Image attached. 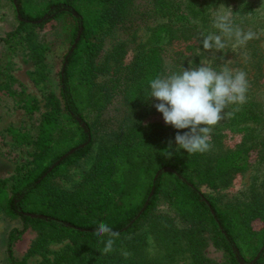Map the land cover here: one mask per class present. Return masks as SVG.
<instances>
[{"label":"trees","instance_id":"1","mask_svg":"<svg viewBox=\"0 0 264 264\" xmlns=\"http://www.w3.org/2000/svg\"><path fill=\"white\" fill-rule=\"evenodd\" d=\"M11 1L17 25L3 38L6 44L24 38L30 57L41 67L59 36L56 32L57 38L50 40L46 34L41 37V31L61 29L68 46L62 54L58 87L48 96L50 108L32 137L36 151L31 168L12 184L6 179L0 182L4 213L21 222L7 236L8 264H28L29 255L66 237L76 246L59 255L58 262L86 263L97 256L85 245L99 242L94 235L99 222L119 233L117 245L138 233L163 201L180 220L179 235L188 237L194 264H207L201 252L205 232L228 251L230 264H264V203L224 201L201 188L228 182L233 168H239V152L217 155L215 142H210L209 151L191 155L175 151L173 144L169 149L168 141L182 130L151 120L163 114L154 107L159 101L149 98V81L179 73L188 63L175 57L169 67L160 45L141 47L124 63L128 38L120 32L130 35L131 26L143 18L154 20L158 38L161 33L174 34V27L196 30L193 1ZM140 1L146 2L144 7ZM8 78L13 79L0 65V91L10 89ZM119 96L139 106V120L116 131L115 142L102 148L74 188L65 187L62 178L92 151L102 114ZM242 113L233 116V124L250 119ZM29 230L37 237L26 255L16 256L15 244Z\"/></svg>","mask_w":264,"mask_h":264},{"label":"rangeland","instance_id":"2","mask_svg":"<svg viewBox=\"0 0 264 264\" xmlns=\"http://www.w3.org/2000/svg\"><path fill=\"white\" fill-rule=\"evenodd\" d=\"M195 12L193 20L198 21L196 30H181L174 27V34L161 33L158 38L152 29L154 20H138L130 28V35L120 32L122 38H128L127 53L124 63L130 62L139 49L160 45L165 48V61L169 67L175 57L186 63L191 61L199 65L201 60L210 62L219 71L226 61L233 70L247 73L249 89L247 102L243 105H229L225 112H232L230 118L220 121L211 133L215 142L217 155L233 156L239 152V168L234 167L228 182H220L216 188L202 185V191L219 196L224 201H250L264 203V0H192ZM145 4L140 1L139 5ZM223 5V7H222ZM144 7V5L142 6ZM148 7V6H147ZM146 8V6H145ZM217 9L232 13V22L245 31L251 29L258 33L257 39L247 42L239 49L233 50L231 42L223 51L206 52L200 45L202 34L218 32L212 26ZM17 25V16L11 0H0V65L8 78L10 89L0 91V182L4 179L9 184L17 181L32 166L35 145L31 142L42 115L49 110L48 96L58 87V71L61 67L62 54L67 49V42L58 31H39L50 40H55L53 50L47 55L44 64H37L29 54L26 40L19 38L6 44L5 35ZM223 58V59H221ZM113 65V64H112ZM42 71V72H41ZM105 78L106 76H101ZM12 90L15 94H11ZM249 105L252 113L249 112ZM34 106V108H32ZM245 111L249 120L232 123L235 114ZM241 116V115H238ZM139 106L121 96L116 98L103 112L92 151L83 158L69 174L62 178L65 187L72 189L88 172L102 148L111 145L117 139L118 130L133 125L139 120ZM151 120L164 121L163 115H155ZM189 131L183 129L180 133ZM174 148L175 137L172 139ZM251 148V152L249 151ZM232 159L227 163L230 164ZM221 181V180H220ZM158 212L144 223L141 230L120 244H114V250L101 254L104 244L94 242L86 244L97 255L86 263L58 262L59 255L72 252L75 248L71 238L52 240L46 249L27 257L28 264H194L191 243L188 237L179 235L180 220L175 211L163 201ZM21 222L8 217L0 200V264H8L6 241L13 227ZM35 231H27L15 244L16 256L22 257L30 251L36 239ZM201 252L207 264H230L228 251L213 240L212 233L205 232ZM84 247V249H85ZM177 248V249H175ZM124 253H128L125 257ZM115 257V258H111ZM243 264V261H241Z\"/></svg>","mask_w":264,"mask_h":264},{"label":"clouds","instance_id":"3","mask_svg":"<svg viewBox=\"0 0 264 264\" xmlns=\"http://www.w3.org/2000/svg\"><path fill=\"white\" fill-rule=\"evenodd\" d=\"M192 22L198 23L195 20ZM212 26L218 32L202 34L200 40L206 52L223 51L229 47V42L231 48L236 50L244 47L248 41L259 38L257 32L235 26L232 13L220 9L214 13ZM229 62L222 63L217 71L205 60H201L198 66L190 61L189 67H183L179 73L157 76L149 81V98L159 101L154 107L163 114L165 123L177 130L189 129L183 134L178 131L175 135V151L183 149L189 155L209 151L214 127L232 116V112H225V109L229 105H243L247 102V73L231 69L228 67ZM172 143L168 141L169 149H172ZM172 154L169 152L168 156ZM94 235L104 244L101 254H109L114 250L119 233L109 224L99 222ZM124 255L127 257L128 253Z\"/></svg>","mask_w":264,"mask_h":264},{"label":"water","instance_id":"4","mask_svg":"<svg viewBox=\"0 0 264 264\" xmlns=\"http://www.w3.org/2000/svg\"><path fill=\"white\" fill-rule=\"evenodd\" d=\"M16 3V2H15ZM76 44V43H75ZM75 44L73 45V47H72V49L75 47ZM71 49V50H72ZM74 151V149H71L68 153H66L64 156H66V155H68V154H70V153H72ZM62 158H64V157H62ZM61 158V159H62ZM249 264H251V263H249Z\"/></svg>","mask_w":264,"mask_h":264}]
</instances>
